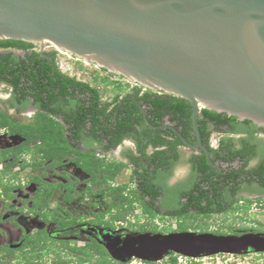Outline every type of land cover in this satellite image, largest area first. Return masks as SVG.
Here are the masks:
<instances>
[{
  "label": "flooded vegetation",
  "instance_id": "1",
  "mask_svg": "<svg viewBox=\"0 0 264 264\" xmlns=\"http://www.w3.org/2000/svg\"><path fill=\"white\" fill-rule=\"evenodd\" d=\"M32 44L25 49L0 45V264H124L111 255L105 237L122 243L138 232L124 221L138 207L140 214L150 217L147 204L154 213L159 209L155 218L173 216L178 200H192L190 193L185 195L192 189L202 197L203 205L216 206L211 214H220L216 211L222 205L230 209L253 201L264 203V130L250 133L252 127L242 124L239 131L227 125L216 130L210 124L213 150L202 136V145L192 148L169 128L173 125L181 131L170 113L157 119L152 104L142 99L149 93L153 97L172 93L103 67L101 72L80 77L63 70L57 55ZM33 51L58 68L53 74L89 83L100 99L98 109L93 90L69 86L64 99L59 77L54 87L40 86L38 93H32L26 86V67L34 65ZM17 77L18 85L14 84ZM97 79L108 85L90 82ZM107 87L113 92L110 98L105 96ZM39 95L38 104L35 97ZM128 110L144 118L128 120ZM127 122L134 129L126 135ZM38 124L56 125L58 132L46 130L26 150V125ZM14 126L21 127L14 131ZM151 129L154 132L147 134ZM160 129L173 133L162 135ZM217 131L223 133L212 141ZM160 138L161 145H155ZM179 138L183 143L176 145V156L173 147ZM186 139L197 143L196 134ZM159 149H167L165 159L156 155ZM182 164L188 169L178 173ZM196 166L206 167L197 171ZM113 171L118 172L110 178ZM122 173H128L129 179L120 181ZM153 188L161 190V195L144 194Z\"/></svg>",
  "mask_w": 264,
  "mask_h": 264
},
{
  "label": "water",
  "instance_id": "2",
  "mask_svg": "<svg viewBox=\"0 0 264 264\" xmlns=\"http://www.w3.org/2000/svg\"><path fill=\"white\" fill-rule=\"evenodd\" d=\"M1 39L53 44L187 99L197 143L168 126L192 148L202 145L203 107L264 127V0H0ZM110 237L106 246L122 262H155L172 252H264V233L136 232L122 243Z\"/></svg>",
  "mask_w": 264,
  "mask_h": 264
},
{
  "label": "trees",
  "instance_id": "3",
  "mask_svg": "<svg viewBox=\"0 0 264 264\" xmlns=\"http://www.w3.org/2000/svg\"><path fill=\"white\" fill-rule=\"evenodd\" d=\"M0 45H13V46H17V47H21L23 49L25 48H29L32 47L33 44L24 40H19V39H1L0 40ZM33 57L32 60L34 62V65L28 66L26 67V86H30L29 90L33 93L39 92V87L44 86V87H48L50 88L51 86L54 87L55 85V78H61L62 80V95L63 98L65 99L66 96L69 94V91L67 90V87L69 86H78L79 88H84L86 90H93L94 94H95V99L94 102L96 103V107L95 109H98V102H100V99L98 98L97 95V91L95 89H93L91 87V85L89 83H85L82 81H76L73 78H70L68 75L66 74H62V73H52L53 70H58L57 67L54 66V64L51 66L48 61L49 59L47 58H41L40 55L41 53L39 51H33ZM49 55H52L54 57H56L57 53L56 51H50L48 52ZM29 61V58H28ZM5 69V67H3ZM19 80L20 78L17 77V81L15 80L14 84L18 85L19 84ZM36 103H41L40 99H41V95L36 96ZM142 99L146 102H150L152 104V107H154V110H156L157 115L156 118L157 119H161L162 116H164L166 113H170L171 114V119L175 120L178 124L177 127H181V132L182 134L187 137L188 139H191L193 137H195V130L193 127V119H192V104L190 101H188L187 99L177 96V95H166V96H156L153 97V95L151 93L146 94L142 97ZM128 102H131L130 99H128ZM134 117L136 118L137 121H140V119L144 118L142 116H134L133 111L128 110L127 113V119L129 120L130 118L134 119ZM141 117V118H140ZM149 121L151 119H148ZM143 122L147 124L146 120L143 119ZM152 122V121H151ZM198 124H199V128L201 131V136L202 138L206 139L205 142L208 146V148H210V150H213L212 147L209 146L210 142V135L212 130L209 128L210 124H213L214 128L216 130H221V128L224 125H227L229 127H232L233 130H241L240 127H238L239 124L242 125H247V126H251L252 129L250 130V133H253L255 130H264V127H256V125H254L252 123L251 120L246 119L244 121H240L239 118L237 116L234 115H229L227 113L224 112H217L215 110L209 109L207 107H203L200 110V115L198 117ZM148 126V124L146 125ZM21 126H14L12 127L14 131H18ZM254 127H256L257 129H254ZM63 128V126H62ZM134 129V124L132 122H127L126 124V135L130 133L131 130ZM47 130V132H49L50 134H56L58 131H56V125H49V124H38V125H26V150H31L32 148L30 147V143L32 140H38L39 137H41L42 134H45V131ZM153 129L146 131L147 134L151 135L153 133ZM159 134H169V133H173L170 130H159L158 131ZM176 135V134H175ZM120 139H118V141H116L115 143L119 142ZM162 138H160L158 140V142H155L154 144H159L161 145V141ZM182 140L179 138L177 142H175V145L173 147V150L176 153L177 156V152H176V145L177 144H182ZM36 150H39V146L35 147ZM167 153V149H159L156 151V155L160 158L161 156L163 157V159H165V155ZM197 158L199 156H196ZM203 158H205L203 156ZM162 163V162H161ZM205 165L207 167H209L210 165L208 163L205 162ZM206 166H196V170H203L205 169ZM118 171H113L110 172V178H114V176L117 174ZM146 182V180H145ZM162 191L161 190H157L155 188L153 189H147L146 191H144V194H148L152 197H156L157 195H161ZM188 193H190V197H191V201L185 203L183 202V200H178V209L177 211L174 212L173 216L177 217V219H179V227L180 230H186L187 228L182 226V218L187 217V216H195V215H204V216H208L211 215V212H214V208L216 207L214 204L209 203L208 205H203V199L200 196H197V191H193L190 190L189 192H187L185 195H187ZM144 196V195H143ZM147 202V201H146ZM148 203V202H147ZM183 207V208H182ZM251 205H247L246 208H250ZM153 206H149L148 204L145 205V210L146 212L149 210L150 211V217H155V215L157 213H159V209H156L157 213L152 212ZM194 210V211H192ZM232 208L229 209V207H225L224 205L217 207V211L216 212H227V211H231ZM193 212H196L195 214ZM173 260V259H172ZM148 264H151L153 262L151 261H145Z\"/></svg>",
  "mask_w": 264,
  "mask_h": 264
},
{
  "label": "rangeland",
  "instance_id": "4",
  "mask_svg": "<svg viewBox=\"0 0 264 264\" xmlns=\"http://www.w3.org/2000/svg\"><path fill=\"white\" fill-rule=\"evenodd\" d=\"M39 50V45L37 46ZM45 51H56L57 59L59 64L62 65L63 69L69 73H77L80 77L90 76L96 71H100V67L95 62H89L86 59L79 58L68 51H64L61 48L54 47L52 44H46L44 46ZM71 68V69H67ZM101 72V71H100ZM89 79H91L89 77ZM125 81V80H123ZM93 85L107 86L108 84L102 83L99 79L97 81H90ZM129 85V84H128ZM111 87L105 88V96L110 98L112 95ZM223 132H215L212 141L217 140L221 137ZM187 166L183 165L178 167L177 172L187 170ZM185 175V174H184ZM129 179V174H123L120 177V181H126ZM260 202V201H258ZM247 204H240L234 206L231 211H227L220 214H211L208 216L195 215L187 216L182 218V226L187 228L186 231L195 232H212V233H223L232 234L234 232L246 233L260 231L264 232V203H256L253 201L250 208H246ZM139 207L136 212L129 215L128 219L124 221L125 225L138 231V232H150V233H170L175 230L180 229L179 219L174 216H158V217H148L140 214ZM194 214L196 212H193ZM140 217H136L135 215ZM118 225V224H117ZM82 245L83 241L78 242ZM177 252H172L171 254L165 256L161 260L155 261L151 264H168L174 263L178 264ZM180 254V253H178ZM66 256L65 254H62ZM70 256V255H69ZM71 257V256H70ZM97 259V258H95ZM173 259V260H172ZM96 261V260H95ZM148 264L145 260L140 258H132L124 264ZM186 264H264V252H249L248 254H231V253H217L207 257L200 258H187ZM97 262V261H96ZM184 264V263H183Z\"/></svg>",
  "mask_w": 264,
  "mask_h": 264
},
{
  "label": "built area",
  "instance_id": "5",
  "mask_svg": "<svg viewBox=\"0 0 264 264\" xmlns=\"http://www.w3.org/2000/svg\"><path fill=\"white\" fill-rule=\"evenodd\" d=\"M60 66H61V68L63 69L62 65H60ZM67 69L69 70V69H71V68H67ZM63 70H64V69H63ZM66 71H67V70H66ZM176 255H179V256L177 257V258H178V259H177V260H178V261H177L178 264H183V263L186 264V261H185V260H187V258H189V256H186V255H184V254H178V253H177ZM206 257H207V256H206ZM141 260H142V259H141ZM131 263L133 264L134 261H132ZM168 264H171V263H168ZM172 264H174V263H172Z\"/></svg>",
  "mask_w": 264,
  "mask_h": 264
},
{
  "label": "bare ground",
  "instance_id": "6",
  "mask_svg": "<svg viewBox=\"0 0 264 264\" xmlns=\"http://www.w3.org/2000/svg\"><path fill=\"white\" fill-rule=\"evenodd\" d=\"M75 77V76H74Z\"/></svg>",
  "mask_w": 264,
  "mask_h": 264
}]
</instances>
